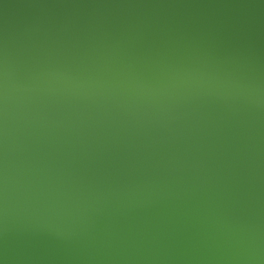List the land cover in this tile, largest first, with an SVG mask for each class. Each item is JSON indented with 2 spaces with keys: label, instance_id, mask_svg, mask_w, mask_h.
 <instances>
[{
  "label": "water",
  "instance_id": "obj_1",
  "mask_svg": "<svg viewBox=\"0 0 264 264\" xmlns=\"http://www.w3.org/2000/svg\"><path fill=\"white\" fill-rule=\"evenodd\" d=\"M0 264H264V0H0Z\"/></svg>",
  "mask_w": 264,
  "mask_h": 264
}]
</instances>
